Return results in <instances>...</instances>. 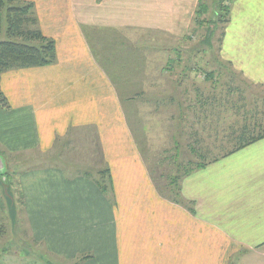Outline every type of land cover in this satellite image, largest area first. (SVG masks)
Masks as SVG:
<instances>
[{
    "label": "crops",
    "instance_id": "obj_1",
    "mask_svg": "<svg viewBox=\"0 0 264 264\" xmlns=\"http://www.w3.org/2000/svg\"><path fill=\"white\" fill-rule=\"evenodd\" d=\"M26 1L56 41L57 62L2 74L10 108L0 107V143L46 152L71 127L95 125L114 184L112 202L92 180L59 168L22 174L31 230L48 255L71 264H264V138L183 179L191 212L148 181L113 78L92 50L114 34L137 50L134 34H183L202 0ZM232 11L224 45L239 51L250 79L264 83V0H234Z\"/></svg>",
    "mask_w": 264,
    "mask_h": 264
},
{
    "label": "rangeland",
    "instance_id": "obj_2",
    "mask_svg": "<svg viewBox=\"0 0 264 264\" xmlns=\"http://www.w3.org/2000/svg\"><path fill=\"white\" fill-rule=\"evenodd\" d=\"M218 1L202 0L200 13H195L183 34L160 30L134 34L133 45L139 50L128 45L123 34H114L106 38L104 49H92L106 62L134 141L131 146L156 189L167 182L165 175L175 158L197 162L202 154L210 161L232 149L244 125L255 134L264 130V83L250 79L241 70L239 51L224 45L230 20H221ZM233 2L230 13H234ZM223 17L230 19L228 14ZM107 53L115 58L108 59ZM108 61L114 65H107ZM207 72L213 73L212 78ZM59 138L46 152L38 148L12 152L0 143L11 178L7 186L8 179L0 177V264H71L48 255L35 240L21 176L55 164L65 167L69 176L78 170L112 167L95 125L71 127ZM170 155L174 156L171 162L163 160ZM113 198L110 193V201Z\"/></svg>",
    "mask_w": 264,
    "mask_h": 264
},
{
    "label": "trees",
    "instance_id": "obj_3",
    "mask_svg": "<svg viewBox=\"0 0 264 264\" xmlns=\"http://www.w3.org/2000/svg\"><path fill=\"white\" fill-rule=\"evenodd\" d=\"M231 1L233 0L218 1L220 13H223L222 16L220 15L222 21L228 22L229 20H225V17L223 16L224 14H228V16L230 15ZM0 37V82L2 74L9 70L43 67L53 65L57 62L56 41L53 38L44 35V33L41 31L33 2L26 0H0ZM206 75L212 78L213 73L207 72ZM0 107L10 108L8 98L2 91L1 85ZM239 131L240 133L236 135L233 140L232 149L226 151L221 157L227 156L261 138H264V130L258 134H255L253 131L249 130L247 125L241 127ZM56 141L59 143L60 138L58 137ZM68 144L69 141H66L64 143V147L68 146ZM179 147V144H176V150L178 152ZM55 148L57 147L55 146ZM57 151L58 154L63 155V153H65L64 151ZM166 158V161L171 162L174 159V156L170 155L165 157L163 160ZM200 158L202 160L197 162L191 160L176 161L175 158L171 171L165 175L167 182L163 185H158L157 188L158 192L164 198L186 206L191 212H194V203L187 201L183 197L182 181L195 169L201 168L207 164L208 161H206L207 158L204 155L200 154ZM219 158L220 156H217L213 158L212 161ZM102 160H105L104 157H102ZM163 160L158 161L159 166L161 163H163ZM49 167L59 168L66 173V168L60 164L51 165ZM93 172H95L98 177H96ZM3 175H6L8 179L7 186H10V174L6 172L5 174L0 175V177L2 178ZM74 175L82 176L92 180L101 190V192L110 200V193L113 194V180L110 167H97L94 170H78L74 173ZM74 175L68 176L75 177ZM165 176L164 174L162 175V177ZM111 201L113 202V200Z\"/></svg>",
    "mask_w": 264,
    "mask_h": 264
},
{
    "label": "water",
    "instance_id": "obj_4",
    "mask_svg": "<svg viewBox=\"0 0 264 264\" xmlns=\"http://www.w3.org/2000/svg\"><path fill=\"white\" fill-rule=\"evenodd\" d=\"M7 159L4 155L0 154V175L5 174L7 172ZM4 180H7L6 175H3L2 177Z\"/></svg>",
    "mask_w": 264,
    "mask_h": 264
}]
</instances>
